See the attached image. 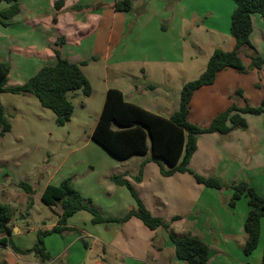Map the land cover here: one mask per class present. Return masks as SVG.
I'll list each match as a JSON object with an SVG mask.
<instances>
[{
    "label": "crops",
    "instance_id": "1",
    "mask_svg": "<svg viewBox=\"0 0 264 264\" xmlns=\"http://www.w3.org/2000/svg\"><path fill=\"white\" fill-rule=\"evenodd\" d=\"M55 1L20 0V12L8 19L7 25L0 23V32L2 26L12 29L16 24L20 34L34 38L23 36L25 46L19 42L21 46L12 47L0 39V50L5 51L7 46L8 53H24L26 80L42 66L58 61L55 49L72 62L95 57L82 65V69L102 62L105 87L97 90L103 101L109 88H118L126 100L168 117L179 108L181 89L190 80L188 75L196 72L194 75H200L215 48H234L230 31L236 8L234 0H134L131 11H117L114 7L117 0H65L59 10ZM86 3L93 7L72 10L73 5ZM8 4L1 1L0 10ZM252 19L251 41L264 57V19L258 13H253ZM203 31L208 34L207 40ZM60 35L66 37L63 45L56 43ZM222 37L226 39L225 46L218 42L221 39L223 43ZM193 47L201 51L204 47L209 49L206 64L201 68L198 56L191 54ZM243 52L246 50L240 53L242 58L246 55ZM243 60L250 66L249 56ZM238 90L243 93L237 94ZM263 99L264 65L250 67L246 72L227 67L218 72L213 84L194 91L189 120L207 126L234 102L242 107L247 103L259 105ZM245 117L248 123L245 129L236 128L227 135L200 133L189 165L199 174L216 176L227 185L247 181L264 194V114L247 113ZM11 131L4 135L8 137ZM11 146L16 145L12 141L0 145V159ZM94 151L96 154L75 150L63 156L44 149L26 163L25 159L21 161L14 171L4 166L0 172V200L11 204L13 209H20L18 205L25 209L26 204L27 209L20 217L29 224L36 196L41 198L49 183L59 184L73 176L75 187L92 199L104 215L123 216L136 207V201L127 186L116 184L111 177L126 174L124 177L134 184L146 206L153 214L170 221L175 233H191L208 244V264H262L264 218L257 247L250 254L244 252L245 221L250 209L246 195L235 206L227 205L224 199L232 194L231 188L208 187L189 172L163 175L160 165L149 159L150 151L126 159H119L108 150ZM140 171L141 180H134ZM6 174L10 180L5 187ZM21 180L28 181L35 189L31 207L30 194L18 186ZM54 211L56 220L51 224L43 220L44 226H35L36 236L29 240H23L22 236L31 230L12 220V238L16 244L25 250L31 248L38 240L39 229H51L57 224L60 207ZM175 216L178 218L174 219ZM67 225L73 230L44 237L51 259L43 263L38 257L33 264H87L88 260L89 264H188L177 257L163 227L151 229L136 216L125 222L94 223L93 214L82 209L69 217Z\"/></svg>",
    "mask_w": 264,
    "mask_h": 264
},
{
    "label": "trees",
    "instance_id": "2",
    "mask_svg": "<svg viewBox=\"0 0 264 264\" xmlns=\"http://www.w3.org/2000/svg\"><path fill=\"white\" fill-rule=\"evenodd\" d=\"M9 3L0 10V23L8 24V19L18 14L21 10L20 0H0ZM236 8L231 17V35L234 39V48L225 50L215 48L210 56L204 71L195 79L187 81L182 89L180 105L177 110L166 117L140 105L125 99L118 88H109L102 106L100 116L93 128L92 139L119 159H126L135 154L151 152L150 160L157 162L163 175H171L175 172H189L199 183L212 188L222 190L231 188L232 194L224 199L227 205L235 206L243 196L248 197L250 209L245 221L247 239L244 252L250 254L257 247L261 232V222L264 218V194L259 193L247 181H241L232 185L223 183L213 175H202L190 165V160L197 149V136L200 133L216 132L227 135L236 128H247L248 123L245 114H264V99L259 105L247 103L245 106H237L234 102L227 109L217 114L207 126L191 122L189 111L191 99L196 89L213 84L218 72L232 67L241 72H246L250 67L262 68L264 57L251 41L253 32V13H258L264 19V0H234ZM134 0H117V11H131ZM65 0H56L55 8L61 9ZM91 3L75 4L72 10L79 11L91 8ZM57 20L56 14L54 21ZM66 37L60 35L56 39L58 45H63ZM246 50V55L251 58L250 66H247L240 53ZM58 61L55 64L42 66L34 75L24 83L16 86H8L11 62L0 61V92H27L34 94L46 108H50L56 114L58 125H65L71 120L74 113V103L69 97V92L81 89L88 96L92 93V84L84 73L82 65L95 60V57L81 62H72L62 56L59 49H55ZM243 93L238 90L237 94ZM12 124L6 116L5 108L0 99V135L11 131ZM126 174L111 177L118 185H125L130 190L136 201V207L131 208L123 216H106L96 207L92 199L82 195L75 187L73 176L64 178L59 184L49 183L43 190L41 199L49 207L58 211V221L51 229H39L37 242L29 249H22L12 238L14 209L11 204L0 200V245L10 246L20 254L35 253L44 263L51 259L50 253L45 247L44 237L50 233H63L65 230H73L68 226V219L77 211L85 209L93 214V222L120 221L125 222L131 217L140 218L151 229L163 227L175 248L178 258L188 264H208L209 246L199 236L191 233L178 235L171 227L170 221L155 215L146 206L139 196L134 184L126 179ZM141 171L134 176V180H141ZM25 192L30 194L28 205L34 203L32 195L35 192L31 183L21 180L18 183ZM175 216L174 219H177ZM264 264V252L262 258Z\"/></svg>",
    "mask_w": 264,
    "mask_h": 264
},
{
    "label": "rangeland",
    "instance_id": "3",
    "mask_svg": "<svg viewBox=\"0 0 264 264\" xmlns=\"http://www.w3.org/2000/svg\"><path fill=\"white\" fill-rule=\"evenodd\" d=\"M258 28L259 26L256 25V30H259ZM202 34L204 35V40H207L208 34L205 31H203ZM23 36L25 35L20 34V30L16 24L12 29L7 28L6 26L1 27L0 39H4V41L11 47L14 44L17 46H21V44L22 46H25L23 43L25 42V39L22 38ZM25 37L27 39H29L28 37L34 38L32 35ZM222 38L224 39L223 43L221 42V39H218V42H220L222 46H225L224 42L226 39L225 37ZM4 48L5 51L0 50V59L2 61L10 60L13 65L12 71L9 75L10 79L8 86H16L27 78L24 77L25 66L23 64L24 59H27V57L24 53L18 55L16 52L8 53L7 46ZM203 49L204 50L201 51L198 47H193V50H191V54H196L198 56L199 68L203 66V63L206 64L205 62L209 52L207 51L209 50L208 48L207 50L205 47ZM243 53L247 54L245 52ZM242 56L244 59L248 57V55ZM83 70L91 79L90 82L92 84V89L96 90L91 96H86L81 89L69 92V97L74 103L75 109L71 120L65 125H58L54 111L42 106L39 99L34 94L27 92H0V99L5 108L6 116L13 126V130L8 133V137H6L7 134L6 136H0V145L7 141H12V144L16 145L15 147H7L5 156H1L0 172L4 166L7 169L14 171L13 168L17 169L16 167L20 165L21 161L25 159L24 162L26 163V161L31 160V158L33 159V157L40 155L44 149H49L50 151L63 156L75 150L80 152L84 151L90 154H96L94 151L96 149L106 151V149L95 142L91 136L104 102L103 95L100 94L97 89H104L105 87V72L102 67V62L98 66L83 67ZM194 74H197V72L188 75L190 80L199 76ZM110 78H114L112 74L110 75ZM21 136H24V138H21ZM7 177L8 175L6 174L4 177L5 183L3 181V186L5 187L10 180V178L7 179ZM10 184H14V182L11 181ZM36 197L37 202L35 208L31 212L32 216L28 217L29 224L26 223V220L20 217L22 212L27 209L26 204L24 205L25 209L22 208L21 205H18V208L20 209H14L13 220L16 222L18 221L23 228L26 226L25 230H31L22 236L23 240H29L31 237L33 238L34 235L36 236V230L34 228L35 226H44L43 220H46L47 224H51L56 220L57 215L53 208L45 204L38 195ZM58 239L60 241V238ZM16 240L20 241L21 238H16ZM74 252L75 251L71 250V254H74ZM88 255H90V253ZM37 259L38 256L33 252L19 257L10 246L0 245V264H33ZM89 263L90 260L87 261V264ZM77 264H79V262H77Z\"/></svg>",
    "mask_w": 264,
    "mask_h": 264
}]
</instances>
